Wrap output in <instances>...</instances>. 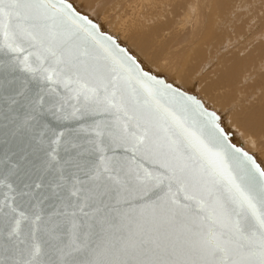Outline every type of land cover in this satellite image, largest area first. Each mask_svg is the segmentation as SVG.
I'll return each mask as SVG.
<instances>
[{
  "label": "snow or ice",
  "instance_id": "snow-or-ice-1",
  "mask_svg": "<svg viewBox=\"0 0 264 264\" xmlns=\"http://www.w3.org/2000/svg\"><path fill=\"white\" fill-rule=\"evenodd\" d=\"M232 136L67 0H0V264H264Z\"/></svg>",
  "mask_w": 264,
  "mask_h": 264
},
{
  "label": "rangeland",
  "instance_id": "rangeland-1",
  "mask_svg": "<svg viewBox=\"0 0 264 264\" xmlns=\"http://www.w3.org/2000/svg\"><path fill=\"white\" fill-rule=\"evenodd\" d=\"M121 1L123 3H121ZM192 1L193 0H125V1H123V0H91V1L88 2V0L87 1L86 0H84V1L83 0H72L71 2L73 4H75V6L78 3L80 5L81 4H85V2L86 3H90L89 6L86 5L88 7V9H85V10L88 11L87 13H89V16L94 18L96 20V22L101 21V23L99 25L102 28V30L114 35V37H116L120 43L126 45V47H127V49L129 51L130 50L134 51L135 49L136 50L140 49L141 53H140L139 50H137L136 52L134 51L135 54L138 52L137 53L138 55L136 54L138 56V58H140V60H142V57H143V60H145V63L147 64V67L152 69L155 73H156L157 69L158 70L160 69V71L163 69L162 72H164V70L166 68L169 69V70H167V69L165 70V72H166V73L164 72L165 74H167V72L172 71V72H170V74H172V75L167 74V75H169L168 77L170 78V80L174 81L173 79L175 78L176 83L182 89H184L186 92H189V93L193 92V93H196V95L198 94L197 97H200L201 100L206 101L207 105H209L210 109L216 111L218 114L224 113V114H220V116L221 115L223 116V118H221V119H223L222 121H224V119L227 118L226 120H228V121H225V122H227L226 125L229 126L230 125V119L228 117L232 114V112L233 113L237 112L238 109L239 110L242 109L243 112H244L248 108L249 111H252V112H254L256 114V105H257V103L259 101H262V99L264 101V98L261 96L264 93L263 92L264 91V85H263V83L258 81L259 79L255 80V79H257L256 78L257 76L253 77L255 75V73L259 74L262 71H263V75L262 76H264V70H263L264 68L263 67L261 68L260 65H262V63L259 61L260 54H261V56H264V49H263V52H261L259 55H257L258 57H255L254 59H253V57H250V56H252V54L255 51L254 48H250V46L253 47V45H255V44H253L254 42H256V47L258 45L257 43H259V42L261 43L262 41H263L262 44L264 45V0H242L243 3L242 2L241 3L237 2L238 0H235L236 2L235 1L233 2L232 0H213V1L212 0L211 1L210 0H194L195 3H194V1L193 2ZM244 1H245V3H247L248 6L246 4H245V6H243L244 5ZM249 2H252V4L254 2L255 3L253 5L251 4L250 7H249ZM190 3H191V5L194 3V6L196 7V9H194L192 12L189 13L190 14L189 17L191 19L189 17H188V20L187 19H183V18L186 17L185 15L188 12L187 11L188 10L187 9L188 8V4L190 5ZM229 5H230V7H229ZM204 6H205V9H204ZM210 6L212 8H210ZM234 6H235L236 9L238 8V10H234L235 9ZM251 6H253L252 8L254 10L251 8ZM254 6H255L256 10H255ZM140 7L144 8L145 13H147V14L148 13H154L155 14V12L157 13V12H160V11L163 10L162 11V18H160V20L158 22L157 21L156 22L159 24V27L161 26L160 28H162V26H163V28L166 29L167 31L166 30L163 31V29L162 30L160 29L161 30V32H160V30H158L156 32V34L158 32H160V34L161 33L162 34H161V36H160V34H158L157 36H152V38L149 40L152 43H150V42L147 43L146 42L145 44H142V42L139 41L138 39H136L135 37L130 39V37L136 36V33L132 35V32H135V29L134 28L132 29V27H131L132 24H131L130 20H128V18L131 19V17H130L131 15L130 14H132L131 13L132 10H136L137 8H140ZM198 7H200L199 8L200 10L203 8L204 11H202V10L200 11L198 9ZM246 7H248V8H246ZM122 8H123V10L121 11ZM207 8L208 9L210 8V9L208 10ZM197 9L199 11H197ZM158 10H160V11H158ZM195 10L197 12H200V13L203 12L202 13L203 15L200 14V13H198L199 14L198 15ZM205 10H207V11H205ZM211 10H212L213 13L212 12L210 13ZM226 10L227 11L229 10L228 13H226L227 12ZM167 11H168V13H167ZM251 11H252V13H251ZM120 12L121 13L124 12V13L120 14ZM235 12H237V13H235ZM194 13H196V15H193ZM208 13H210V14H208ZM230 13L232 15H230ZM234 13L236 14L237 17H235ZM118 14L121 15V19L117 17ZM183 14H184V16H183ZM212 14H213V17H215L214 19H213V17H211ZM244 14L245 15L248 14V16L250 18L253 17L252 19L254 21H252V20L249 21L250 18L247 16L246 19L249 18V19H247L248 20V22H247V20L244 18L245 16L243 17ZM127 15H130V16H128V18H127ZM167 15H169V16H167ZM228 15H229V17H228ZM194 16H195L196 19L194 18ZM200 17H201V19H200ZM240 17L245 19L246 23L244 21H242L243 19L239 20ZM126 18H127V20L129 22L128 21L126 22V20H125ZM179 18H180V20H178ZM181 18H182V20H181ZM217 18H218V21L215 20ZM228 18H229V20H228ZM165 19H166V21H165ZM168 19L170 21L169 23H167ZM198 19L199 20L203 19L202 21H204L203 25H202L203 26L202 30L198 29V26H200L199 28H201L202 21L201 22L199 21L200 24L198 22L196 23V21H194V20L198 21ZM211 20H212V22H211ZM234 20H236V21H234ZM164 21L166 22V24L164 23ZM176 21H177L178 25H177ZM206 21H208V22H206ZM214 21L215 22L217 21V22L215 23ZM193 22H195L196 24L195 23L193 24ZM243 22L245 24H247V23H249V24L245 25ZM250 22H251V24H250ZM254 22H256V23L253 24ZM110 23H112L113 26ZM124 23H125V25H124ZM190 23H191V27H188V26H190ZM204 23H205V25H204ZM207 23H208V26L210 27V29L207 28L208 27ZM209 23L211 25H212V23L213 24L215 23V24L212 25L213 26L212 27V26H210ZM252 24L254 26H256L255 29H254ZM239 25H240V27L245 25L244 27L240 28V29H242L241 31H239L240 29H238ZM125 26H127V27H125ZM192 26H194V27H192ZM205 27L210 31L209 32L207 30L208 31V33H206L207 36L204 34V32L206 31ZM190 28H193V29L195 28L193 30L192 34H191L192 29H190ZM142 29L146 30L148 28H142ZM252 29H253V31H252ZM168 30L170 32H168ZM197 30H199V31H197ZM234 30H236V31H234ZM202 31H204V32H202ZM129 32H131V33H129ZM165 32H168V33L166 34ZM194 32H196V33L198 32L199 33V35H198L199 38L201 37V34L203 33L204 36L202 35V37H204V40H206V41H204V40L202 41V39H200V41H199V38L197 37L198 33L195 34ZM209 33H210V35L208 36ZM171 35H172V38H171ZM190 35H193V36L196 35V37H194L195 39L197 38L195 40V42L194 41L193 42L192 41L189 42L188 39H189V37L191 38ZM143 37H146V36H143ZM147 37H151V35H149ZM207 37H209V38H207ZM211 38L213 40L218 38V42L216 40H214V42H213V40ZM132 39H134V41L136 40L138 42V45L140 43H141V45L138 46L136 41L132 43ZM183 39L186 40V41H184ZM196 41L198 42L199 45L198 44L195 45ZM231 41H232V43L234 41V43L232 44ZM247 41L249 43H247ZM159 42L163 43L162 44L163 46ZM188 42L191 43L190 47L193 46V44H194L195 45V46H193L194 48L191 47L192 49L189 48L188 50H186L187 45L189 44ZM215 42H217V43L215 44ZM149 43L151 45V46L150 45L149 46L151 48H153L154 52H153V50H150L149 46H147V48L145 47ZM202 43H204V45ZM207 43H209V45ZM229 43L232 44V47H230L231 44H229ZM132 44L134 45L133 48H132V46H133ZM159 44H160L161 49L159 47ZM242 44L245 45L246 48ZM247 45H249V46H247ZM142 46H144V47H142ZM204 47H206V48H204ZM148 48H149V50H148ZM240 48L242 50H240ZM155 49H158V50H156L157 52H155ZM250 49H253V50L250 51ZM197 50L200 52V54H199V52ZM235 50H237V52ZM252 51H253V53H252ZM186 52H188V53L186 54ZM241 52H242V54H241L242 56L240 55ZM154 53H158V54H154ZM262 53H263V55H262ZM132 54L134 55V53H132ZM153 54L158 59H156L155 57H152ZM185 54H186V56H185ZM232 54L234 55V57H231V58H235V56L238 54V56H236L235 59H239V60H240L241 57H242V60H245L246 57H249L248 59L251 58L250 60H248L249 62L247 61L248 64H247V62H246V64L244 63L243 66L241 64L242 67L238 71L240 73V75H239V73L236 74V75H238V77L236 76L237 81L233 84V87L237 84L234 88H236L237 90L239 89L238 93L235 92V91L233 92V90H232V93H226L227 92L226 91L227 88H226L225 85H223V86L220 85L219 86L220 89H217V90H219L218 92H216V89H213L214 91H209L208 90V92H206L205 86H208L210 79L212 81L217 76L216 70L214 68L219 65L220 69H219V67H217V68L220 71H222L221 73H223V71H224L223 68H225L227 65L224 66V65H222L221 62H223V64H225L223 59L224 60L227 59L229 57V55H232ZM244 54H246V55H244ZM247 54H249V55L251 54V55L247 56ZM187 55H188V57H187ZM190 55H191V57H190ZM239 55H240V57H239ZM159 56H161V57H159ZM196 56H198V57L196 58ZM207 56L209 57V59L211 61H209ZM163 57H164L165 61L162 60ZM184 57H186V58H184ZM255 59H257L256 60L257 62H254L255 63V65H254L253 64V60H255ZM150 61H152V62L154 61V62L150 64ZM159 61H161V62L164 61V63H166V65H167V66L165 65L166 68L163 67L164 63L163 62L161 63ZM251 61H252V63H250ZM158 64H160L159 67H158ZM176 64L178 66H176ZM220 65L223 66V67L221 68ZM253 65H254V68H253ZM170 66H172V67H170ZM244 66H246V67L244 68ZM161 67H162V69H161ZM168 67H170V68H168ZM247 67H249V69ZM244 69H245V72L243 71ZM220 71H219L218 75L221 74ZM253 71H255V72H253ZM174 74H175V76H174ZM214 74H216V76H214ZM259 76H261V75H259ZM183 77H185V78H183ZM205 77H208V78L205 79ZM238 79H239V81H238ZM259 84L261 85V87H260ZM233 87L231 89H234ZM231 89H230V92H231ZM204 91L206 93H210V94L206 95ZM259 92H260V94H259ZM203 96H205V97H203ZM203 98H205V99H203ZM220 98H221L222 102L220 101ZM248 104L250 106H248ZM227 112H229L228 113L229 116H228ZM234 120H238L237 117L234 118ZM246 134L249 135V136H252V132L248 131V132H246ZM235 144L238 145L237 143H235ZM259 145L261 146L260 142H259ZM240 147H242L248 153L250 152V154L256 155V157L258 156V160H260V161L262 160V157L260 156L259 149H257V152L256 151H252V150H250L252 148L246 149L244 144H243V146L241 145Z\"/></svg>",
  "mask_w": 264,
  "mask_h": 264
},
{
  "label": "bare ground",
  "instance_id": "bare-ground-1",
  "mask_svg": "<svg viewBox=\"0 0 264 264\" xmlns=\"http://www.w3.org/2000/svg\"><path fill=\"white\" fill-rule=\"evenodd\" d=\"M70 2L72 1V0H69ZM84 1V0H83ZM87 1V0H86ZM89 1H91V0H88V2ZM123 1H125V0H123ZM194 1V0H193ZM192 1V2H193ZM211 1V0H210ZM213 1V0H212ZM233 2L235 1V0H232ZM231 1V2H232ZM117 2V1H116ZM115 2V3H116ZM120 2V1H119ZM230 2V3H231ZM236 2V1H235ZM237 2H239V3H241L242 2V0H238ZM121 3H123L122 1H121ZM194 3H195V1H194ZM194 3L191 5V3H190V5L188 4V12H187V14L185 15L186 17L185 18H183V19H187L188 20V17H189V13L190 12H192L194 9H196V7L194 6ZM243 3V2H242ZM255 3V2H254ZM253 3V4H254ZM89 4L90 3H86L85 2V4H77L76 5V8L78 9V10H80V11H82V12H84V13H86V14H88L89 15V13H87L88 11L87 10H85V9H88V7L87 6H89ZM220 4V3H219ZM234 4V3H233ZM237 4V3H236ZM245 4L247 5V3H245V1H244V5L243 6H245ZM252 4V2H249V7H250V5ZM252 4V5H253ZM75 5V4H74ZM87 5V6H86ZM120 5V4H119ZM201 5V4H200ZM207 5V4H206ZM256 5V4H255ZM121 6V5H120ZM209 6V5H208ZM222 6V5H221ZM237 6V5H236ZM248 6V5H247ZM114 7V6H113ZM195 7V8H194ZM202 7V6H201ZM207 7V6H206ZM225 7V6H224ZM229 7H230V5H229ZM233 7V6H232ZM240 7V6H239ZM242 7V6H241ZM253 6H251V8H252ZM168 8V7H167ZM200 7H198V9H199ZM210 8H212L211 6H210ZM209 8V9H210ZM226 8V7H225ZM234 8H235V6H234ZM244 8V7H243ZM246 8H248V7H246ZM254 8H255V6H254ZM112 9V8H111ZM197 9V11H199ZM204 9H205V6H204ZM208 9V8H207ZM208 9V10H209ZM253 9V8H252ZM251 9V10H252ZM119 10V9H118ZM123 10V8L121 9V11ZM168 10V9H167ZM202 11H204L203 10V8L201 9ZM200 10V11H201ZM231 10V9H230ZM234 10H238V8L236 9H234ZM240 10V9H239ZM254 10V9H253ZM255 10H256V8H255ZM117 11V10H116ZM157 11V10H156ZM158 11H160V10H158ZM163 11V10H162ZM162 11H160V12H155V14L154 13H145V11H144V8H137L136 10H132V14H130V15H127V18H128V16H130L131 17V19L130 18H128V20H130V22H131V27H132V29L134 28L135 29V32H132V35L133 34H135L136 33V36H133V37H130V39L131 38H136V39H138L139 41H141L142 42V44H145L146 42L148 43V42H150V43H152L151 41H149L151 38H152V36H157L158 34H160V32H161V30L163 29V31H165L166 29H164L163 28V26H162V28H160L159 27V24L157 23L159 20H160V18H162ZM186 11V10H185ZM196 11V10H195ZM194 11V12H195ZM196 11V12H197ZM205 11H207V10H205ZM225 11V10H224ZM227 11V10H226ZM229 11V10H228ZM228 11L226 12V13H228ZM147 12V11H146ZM212 12V10L210 11V13ZM234 12V11H233ZM249 12V11H248ZM254 12V11H253ZM256 12V11H255ZM117 13V12H116ZM122 13H124V12H122ZM121 12H120V14H122ZM167 13H168V11H167ZM198 13H200V12H197V14ZM203 13V12H202ZM202 13H200V14H202ZM206 13V12H205ZM210 13H208V14H210ZM213 13V12H212ZM215 13V12H214ZM232 13V12H231ZM230 13V15H232ZM235 13H237V12H235ZM234 13V14H235ZM251 13H252V11H251ZM174 14V13H173ZM185 14V13H184ZM184 14H183V16H184ZM207 14V15H208ZM221 14V13H220ZM119 15V14H118ZM117 15V17L118 18H120L121 19V15H119L118 16ZM193 15H196V13H194ZM192 15V16H193ZM199 15V14H198ZM203 15V14H202ZM205 15V14H204ZM238 15V14H237ZM167 16H169V15H167ZM210 16V15H209ZM224 16V15H223ZM245 16V17H244ZM248 16V14L247 15H243V17L246 19V17ZM172 17V16H171ZM211 17H213V14H212V16ZM226 17V16H225ZM228 17H229V15H228ZM235 17H237L236 16V14H235ZM249 17V16H248ZM127 18L125 19L126 20V22L128 21L127 20ZM190 18V17H189ZM194 18H195V16H194ZM199 18V17H198ZM208 18V17H207ZM215 17H213V19H214ZM220 18V17H219ZM231 18V17H230ZM250 18V17H249ZM249 18H247V19H249ZM253 18V17H252ZM252 18H250V20L249 21H254ZM191 19V18H190ZM196 19V18H195ZM200 19H201V17H200ZM210 19V18H209ZM235 19V18H234ZM242 20L243 18H239V20ZM245 19H243L242 21H244L245 22ZM246 19V20H247ZM116 20V19H115ZM118 20V19H117ZM173 20V19H172ZM178 20H180V18L178 19ZM181 20H182V18H181ZM186 20V21H187ZM203 20V19H202ZM202 20H199L198 19V21L197 20H194V21H196V23L198 22L199 23V21L201 22ZM205 20V19H204ZM208 20V19H207ZM215 20H217L218 21V18L217 19H215ZM226 20V19H225ZM228 20H229V18H228ZM256 20V19H255ZM157 21V22H156ZM165 21H166V19H165ZM164 21V23L166 24V22ZM168 22L167 23H169L170 21H169V19L167 20ZM175 21V20H174ZM173 21V22H174ZM191 21V20H190ZM216 21V22H217ZM224 21V20H223ZM234 21H236V20H234ZM241 21V22H242ZM125 22V23H126ZM129 22V21H128ZM185 22V21H184ZM203 22L204 21H202V23H201V28H199L200 26H198V29H201L202 30V28H203ZM206 22H208V21H206ZM211 22H212V20H211ZM215 22V21H214ZM215 22V23H216ZM233 22V21H232ZM243 22V23H244ZM247 22H248V20H247ZM98 23V25L101 23V21H98L97 22ZM118 23V22H117ZM125 23H124V25H125ZM158 25H156V24ZM163 23V24H164ZM176 23H177V21H176ZM182 23V22H181ZM186 23V22H185ZM195 22H193V24H194ZM195 23V24H196ZM214 23V24H215ZM246 23V22H245ZM244 23V24H245ZM256 22H254L253 24H255ZM112 26H113V24L112 23H110ZM109 24V25H110ZM130 24V23H129ZM192 24V25H193ZM200 24V23H199ZM210 24V23H209ZM213 23H212V25H214ZM222 24V23H221ZM249 23H247V24H245V25H248ZM250 24H251V22H250ZM252 24V25H253ZM115 25V24H114ZM118 25V24H117ZM177 25H178V23H177ZM180 25V24H179ZM198 25V24H197ZM204 25H205V23H204ZM211 24H210V26H212ZM225 25V24H224ZM237 25V24H236ZM245 25H243V26H241L240 27V25L238 26V29H240V28H242V27H244ZM187 26V25H186ZM207 26H208V23H207ZM206 26V27H207ZM235 26V25H234ZM99 27H100V25H99ZM125 27H127V26H125ZM183 27V26H182ZM181 27V28H182ZM185 27V26H184ZM188 27H191V23H190V26H188ZM192 27H194V26H192ZM205 27V29H206V31L204 32V31H202V32H204V34L207 36V34L206 33H208V29L207 28H209L210 29V27L208 26L207 28ZM213 27V26H212ZM211 27V28H212ZM215 27V26H214ZM223 27V26H222ZM251 27V26H250ZM253 27H254V29H255V27L256 26H254L253 25ZM101 28V27H100ZM108 28V27H107ZM117 28V27H116ZM130 28V27H129ZM142 28H148V29H146V30H144V29H142ZM102 29V28H101ZM161 29V30H160ZM187 29V28H186ZM190 29H192V31H191V34H192V32H193V30L195 29H193V28H190ZM226 29V28H225ZM236 29V28H235ZM237 29V30H238ZM248 29V28H247ZM120 30V29H119ZM158 30H160V32H158L157 34H156V32L158 31ZM208 30V31H207ZM213 30V29H212ZM219 30V29H218ZM242 29H240L239 31H241ZM249 30V29H248ZM104 31V30H103ZM167 31V30H166ZM190 31V30H189ZM188 31V32H189ZM197 31H199V30H197ZM234 31H236V30H234ZM252 31H253V29H252ZM146 32V33H145ZM168 32H170L169 30H168ZM168 32H165L166 34L168 33ZM201 32V31H200ZM210 32V31H209ZM262 32V31H261ZM124 33V32H123ZM129 33H131V32H129ZM195 34H197L196 32H194ZM238 33V32H237ZM162 34V33H161ZM161 34H160V36H161ZM204 34L202 33L201 34V37H202V35L204 36ZM214 34V33H213ZM234 34V33H233ZM250 34V33H249ZM149 35H151V37H147V36H149ZM174 35V34H173ZM199 33L197 34V37L199 38ZM210 35V33L208 34V36ZM251 35V34H250ZM143 36H146V37H143ZM163 36V35H162ZM165 36V35H164ZM191 36V38L189 37V42H195V40L197 39H195L194 37H196V35H190ZM193 36V37H192ZM205 36V37H206ZM248 36V35H247ZM199 38V41H200V39H202V41L204 40V37H202V38ZM159 38V37H158ZM171 38H172V35H171ZM194 38V39H193ZM207 38H209V37H207ZM215 38V37H214ZM191 39V40H190ZM193 39V40H192ZM212 39V38H211ZM210 39V40H211ZM233 39V38H232ZM118 40V39H117ZM184 40V39H183ZM213 40V39H212ZM214 40H216L217 42H218V38L217 39H214ZM214 40H213V42H214ZM229 40V39H228ZM227 40V41H228ZM136 41V40H135ZM134 41V39H132V43L133 42H135ZM184 41H186V40H184ZM198 41V40H197ZM196 41V43H195V45H197L198 44V42ZM204 41H206V40H204ZM256 41V40H255ZM119 42V41H118ZM137 42V41H136ZM188 42V43H189ZM217 42H215V44L217 43ZM251 42V41H250ZM140 43V42H139ZM150 43L148 44V45H146L145 47L147 48V46H149L150 45ZM160 43V42H159ZM206 43V42H205ZM228 43V42H227ZM231 43H232V41H231ZM231 43H229V44H231ZM233 43H234V41H233ZM232 43V44H233ZM242 43V42H241ZM247 43H249L248 41H247ZM253 43V42H252ZM263 43V41L260 43H257L258 45H257V47H256V42H254L253 44H255V45H253V47H251L250 46V48H254L255 49V51H254V53H253V51H252V56H250L249 54H247V56L249 55L250 57H253V59L255 58V57H258L257 55H259L261 52H263V49H264V45L262 44ZM122 44V43H121ZM161 45L163 44V43H160ZM160 44H159V47H160ZM203 45H204V43H202ZM208 45H209V43H207ZM225 44V43H224ZM232 44H231V46L230 47H232ZM123 46H125L126 47V45H124V44H122ZM133 45V44H132ZM137 45H138V42H137ZM139 45H141V43L139 44ZM138 45V46H139ZM153 45V44H152ZM190 45H191V43H189L188 45H187V48H186V50H188L189 48H191V47H193V46H195L194 44H193V46H191L190 47ZM199 45V44H198ZM202 45V46H203ZM227 45V44H226ZM225 45V46H226ZM243 45V44H242ZM151 46V45H150ZM149 46V47H150ZM163 46V45H162ZM228 46V45H227ZM226 46V47H227ZM244 47H245V45H243ZM247 46H249V45H247ZM134 47V45L132 46V48ZM142 47H144V46H142ZM141 47V48H142ZM153 47V46H152ZM237 47V46H236ZM239 47V46H238ZM127 48V47H126ZM137 48V47H136ZM140 48V47H139ZM155 48V47H154ZM194 48V47H193ZM204 48H206V47H204ZM246 48V47H245ZM160 49H161V47H160ZM192 49V48H191ZM230 49V48H229ZM137 50H139L140 51V49H137ZM136 49L134 50L135 52L137 51ZM148 50H149V48H148ZM150 50H153V48H151L150 47ZM156 50H158V49H155V52H157ZM226 50V49H225ZM240 50H242L241 48H240ZM239 50V51H240ZM244 50V49H243ZM249 50V49H248ZM251 50H253V49H250V51ZM131 52V54L132 53H134V55H135V57H136V59H137V61L142 65V67L144 68V69H147V70H152V69H150L149 67H147V64L145 63V60H143V57H142V60L144 61H142V60H140V58H138V52L135 54V52L133 51V50H130ZM143 51V50H142ZM193 51V50H192ZM191 51V52H192ZM198 51V50H197ZM236 52H237V50H235ZM153 52H154V50H153ZM199 52V51H198ZM207 52V51H206ZM220 52V51H219ZM140 53H141V51H140ZM188 52H186V54H187ZM239 53V52H238ZM154 54H158V53H154ZM154 54H153V56L152 57H155L156 58V56H154ZM186 54H185V56H186ZM190 54V53H189ZM199 54H200V52H199ZM242 54V52L240 53V55ZM198 55V54H197ZM240 55H239V57H240ZM244 55H246V54H244ZM262 55H263V53H262ZM139 56V57H140ZM162 56V55H161ZM161 56H159V57H161ZM193 56V55H192ZM236 56H238V54L236 55ZM236 56H235V58H236ZM242 56V55H241ZM158 57V56H157ZM187 57H188V55H187ZM190 57H191V55H190ZM198 56H196V58H197ZM208 57V56H207ZM231 57H234V55L232 54V55H229V57L227 58V59H223V61H224V63L225 64H223V62H221L222 63V65H224V66H226L225 68H223V73H221L222 71H220L219 69H220V67H219V65L217 66V67H219V69L217 68V67H215L214 69L216 70V74H217V76H216V74H214V76H216V78L214 79V80H212L211 81V79H210V81H209V84H208V86H205V90H206V92H208V90L209 91H214L213 89H216V92H218L219 90H217V89H220V85H225L226 86V93H232V90H233V92L235 91V92H237L238 93V91H239V89L237 90L236 88H234L233 87V84L237 81V78H236V76L238 77V75H236L237 73H239L238 71L241 69V67L244 65V63L246 64V62L248 61V60H250V59H248L249 57H246L245 58V60H242V57L240 58V60L239 59H235V58H231ZM154 58V59H155ZM184 58H186V57H184ZM193 58V57H192ZM201 58V57H200ZM238 58V57H237ZM156 59H158V58H156ZM160 59V58H159ZM208 59H209V57H208ZM162 60H164V57H163V59ZM257 59H255V60H253V64L255 65V63L254 62H257L256 61ZM156 61V60H155ZM158 61V60H157ZM165 61V60H164ZM164 61H162L163 63H164ZM198 61V60H197ZM203 61V60H202ZM209 61H211L210 59H209ZM259 61L262 63V65H260L261 66V68L263 67L264 68V56H261V54H260V56H259ZM154 62V61H153ZM152 61H150V64L151 63H153ZM159 62H161V61H159ZM161 62V63H162ZM249 62V61H248ZM248 62H247V64H248ZM149 63V62H148ZM160 63V64H161ZM250 63H252V61L250 62ZM160 64H158V67L160 66ZM200 64V63H199ZM211 64V63H210ZM241 64H242V66H241ZM164 66V68H166V63H164L163 64ZM166 65V66H165ZM201 65V64H200ZM206 65V64H205ZM254 65H253V68H254ZM175 66V65H174ZM176 66H178L177 64H176ZM211 66V65H210ZM221 66V65H220ZM170 67H172V66H170ZM170 67H168V68H170ZM223 66H221V68H222ZM246 66H244V68H245ZM248 69H249V67H247ZM161 69H162V67H161ZM167 69V68H166ZM165 69V70H166ZM172 69V68H171ZM170 69V70H171ZM174 69V68H173ZM208 69V68H207ZM211 69V68H210ZM226 69V70H225ZM163 70V69H162ZM162 70L160 71V69L158 70H156V73H158V74H161L162 76H164V78L167 80V81H169V82H171V83H173V84H175V85H177V86H179L177 83H176V81H175V78L173 79L174 81H172V80H170V78L168 77L169 75H167V74H170V72H172V71H170V72H167V74H165L166 72H165V70H164V72H162ZM167 70H169V69H167ZM178 70V69H177ZM181 70V69H180ZM264 70V69H263ZM153 71V70H152ZM179 71V70H178ZM177 71V72H178ZM219 71H220V73L221 74H219L218 75V73H219ZM242 71V70H241ZM244 72H245V69L243 70ZM247 71V70H246ZM154 72V71H153ZM213 72V71H212ZM252 72V71H251ZM253 72H255V71H253ZM155 73V72H154ZM243 73V72H242ZM241 73V74H242ZM249 73V72H248ZM259 73V72H258ZM213 74V73H212ZM252 74V73H251ZM250 74V75H251ZM170 75H172V74H170ZM210 75V74H209ZM239 75H240V73H239ZM247 75V74H246ZM259 75H261V76H259ZM263 75V71L262 72H260L259 74H256L255 73V75L253 76V77H256L257 79H255V80H258L259 82H261V83H263V85H264V76H262ZM174 76H175V74H174ZM243 76V75H242ZM241 77V76H240ZM183 78H185V77H183ZM206 78H208V77H205V79ZM192 79V78H191ZM244 79V78H243ZM202 80V79H201ZM203 81V80H202ZM238 81H239V79H238ZM257 81V82H258ZM207 82V81H206ZM238 83V82H237ZM206 84V85H207ZM249 85V84H248ZM260 85V84H259ZM262 85V86H263ZM191 86V85H190ZM199 86V85H198ZM180 87V86H179ZM234 88V89H231V88ZM260 87H261V85H260ZM181 88V87H180ZM203 89V88H202ZM230 89H231V92H230ZM243 89V88H242ZM261 89V88H260ZM259 89V90H260ZM197 90V89H196ZM197 92V91H196ZM205 92V91H204ZM205 92V94L206 95H208V94H210V93H206ZM264 92V91H263ZM189 93V92H188ZM193 93V92H192ZM220 93V92H219ZM224 93V92H223ZM193 94H195L196 95V93H193ZM214 94V93H213ZM218 94V93H217ZM259 94H260V92H259ZM198 95V94H197ZM196 95V96H197ZM264 93L261 95L263 98H264ZM203 97H205V96H203ZM222 97V96H221ZM199 99H201L200 97H198ZM203 99H205V98H203ZM203 103H204V105L208 108V109H210V107H209V105H207V102L206 101H203V100H201ZM220 101L222 102V100H221V98H220ZM230 104V103H229ZM248 106H250L249 104H248ZM234 109V108H233ZM212 110V109H211ZM229 112H227V114H228ZM220 114H224V113H220ZM219 114V115H220ZM231 114V113H230ZM226 115V114H225ZM228 116H229V114H228ZM225 117V116H224ZM237 117V119L238 120H234V118H236ZM221 118H223V116L221 115ZM229 119H230V125L229 126H227L226 125V123L227 122H225V121H228V120H226L227 118H225L224 119V121H222L223 119H221V121H222V125L223 126H225V128L229 131V132H231L232 134H233V136H232V141H233V143H237L238 145L237 146H243V144L245 145V147H246V149H250V148H252V149H250V150H252V151H256L257 152V149H259V151H260V156L262 157V160L260 161V160H258V156L256 157V155H254L255 157H256V159H257V161L261 164V167H264V101H263V99H262V101H259L258 103H257V105H256V114L254 113V112H252V111H249L248 110V108L243 112V110L242 109H238V111L237 112H232V114L228 117ZM252 132V136H249V135H247L246 134V132ZM259 139V140H258ZM259 142L261 143V146L259 145ZM250 153V152H249ZM252 153V152H251Z\"/></svg>",
  "mask_w": 264,
  "mask_h": 264
},
{
  "label": "water",
  "instance_id": "water-1",
  "mask_svg": "<svg viewBox=\"0 0 264 264\" xmlns=\"http://www.w3.org/2000/svg\"><path fill=\"white\" fill-rule=\"evenodd\" d=\"M67 2H69V3H71L73 6H74V8H75V10L77 11V12H79L80 14H82V15H86L90 20H92L94 23H96L97 25H98V23L96 22V20L94 19V18H92V17H90L88 14H86V13H84V12H82V11H80V10H78L77 8H76V6L72 3V2H70L69 0H67ZM99 26V25H98ZM101 29V28H100ZM102 30V29H101ZM103 31V30H102ZM105 34H107V35H110V36H112L116 41H117V43L121 46V47H124L127 51H128V53L130 54V55H132L133 56V58L134 59H136V57L133 55V54H131L130 53V51L125 47V46H123L120 42H118V40H117V38L116 37H114V35H112V34H110V33H108V32H106V31H103ZM137 60V59H136ZM138 62V61H137ZM139 63V62H138ZM140 64V63H139ZM141 65V64H140ZM141 67H142V65H141ZM142 69L143 70H145V71H148L150 74H152V75H155V76H157V77H159V78H163V79H165L164 78V76H162L161 74H158V73H154L152 70L150 71V70H147V69H144L143 67H142ZM166 80V79H165ZM167 81V80H166ZM168 83H171V82H169V81H167ZM175 88H178V89H180L181 91H185L184 89H182V88H180L179 86H177V85H175V84H173V83H171ZM186 92V91H185ZM188 93V92H187ZM189 94H193V93H189ZM193 95H195V94H193ZM196 96V95H195ZM196 98L198 99V100H200L201 101V99H199L197 96H196ZM202 102V101H201ZM203 103V102H202ZM203 105H204V103H203ZM205 106V105H204ZM206 107V106H205ZM207 108V107H206ZM209 110H211V109H209ZM221 124H222V121H221ZM225 127V126H224ZM233 142V141H232ZM240 147V146H239ZM242 148V147H241ZM243 149V148H242ZM244 150V149H243ZM244 151H246V150H244ZM247 152V151H246ZM250 154V153H249ZM252 155V154H251ZM259 163V162H258Z\"/></svg>",
  "mask_w": 264,
  "mask_h": 264
}]
</instances>
